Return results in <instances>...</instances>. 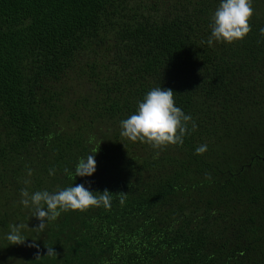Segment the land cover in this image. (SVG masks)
Instances as JSON below:
<instances>
[{
	"label": "trees",
	"instance_id": "trees-1",
	"mask_svg": "<svg viewBox=\"0 0 264 264\" xmlns=\"http://www.w3.org/2000/svg\"><path fill=\"white\" fill-rule=\"evenodd\" d=\"M218 2L0 0V264H264V0L209 45ZM158 86L196 126L154 149L119 121ZM77 183L109 206L40 229L19 203Z\"/></svg>",
	"mask_w": 264,
	"mask_h": 264
},
{
	"label": "clouds",
	"instance_id": "clouds-1",
	"mask_svg": "<svg viewBox=\"0 0 264 264\" xmlns=\"http://www.w3.org/2000/svg\"><path fill=\"white\" fill-rule=\"evenodd\" d=\"M252 0H219L210 16V34L207 39L209 45L213 40L231 43L241 39L249 31L248 18L252 14ZM264 35V27L259 29ZM191 120L181 108L174 104L173 90L169 88L152 87L138 100L134 112L119 121L120 135L131 141L148 143L152 148H162L167 144H181L187 131L195 128ZM206 150V145H199L194 152L200 154ZM93 153L88 152L79 157L74 165V176L88 177L96 169ZM67 171V170H66ZM51 174V170L49 172ZM111 192L107 189L93 191L84 184H71L54 192L36 190L29 193L20 189L19 203L29 208L39 222L36 228L43 229L45 223L54 220L62 211L84 210L89 206H103L107 208L111 201ZM6 239L12 243H20L21 238L18 225L7 234ZM55 253L48 248L45 255Z\"/></svg>",
	"mask_w": 264,
	"mask_h": 264
}]
</instances>
